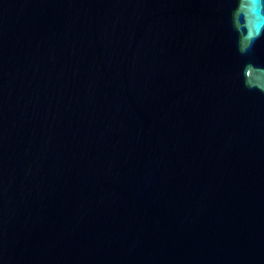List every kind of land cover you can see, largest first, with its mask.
I'll use <instances>...</instances> for the list:
<instances>
[{"label": "water", "instance_id": "water-1", "mask_svg": "<svg viewBox=\"0 0 264 264\" xmlns=\"http://www.w3.org/2000/svg\"><path fill=\"white\" fill-rule=\"evenodd\" d=\"M146 264H264V0H14Z\"/></svg>", "mask_w": 264, "mask_h": 264}]
</instances>
